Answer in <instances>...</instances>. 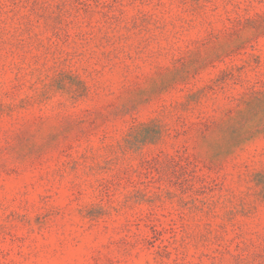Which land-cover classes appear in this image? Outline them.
Returning a JSON list of instances; mask_svg holds the SVG:
<instances>
[{
  "label": "rangeland",
  "instance_id": "1",
  "mask_svg": "<svg viewBox=\"0 0 264 264\" xmlns=\"http://www.w3.org/2000/svg\"><path fill=\"white\" fill-rule=\"evenodd\" d=\"M0 264H264V0H0Z\"/></svg>",
  "mask_w": 264,
  "mask_h": 264
}]
</instances>
